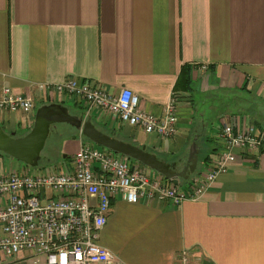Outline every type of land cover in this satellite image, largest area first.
<instances>
[{
	"label": "crops",
	"instance_id": "0c3cea01",
	"mask_svg": "<svg viewBox=\"0 0 264 264\" xmlns=\"http://www.w3.org/2000/svg\"><path fill=\"white\" fill-rule=\"evenodd\" d=\"M185 65L191 90L177 92ZM70 79L112 95L128 88L140 109L156 117L174 101L179 134L164 140L97 110L88 115L85 102L42 88ZM2 85L35 107L28 115L0 112V125L11 134L31 130L39 107L73 103L71 114L146 146L179 171L197 139L198 175L222 149L223 120L238 118L242 131L264 128V0H0ZM233 96L239 108L257 106L262 120L225 109ZM72 129L58 133L65 167L88 144ZM13 169L0 156V174ZM178 185L186 190L188 183ZM107 219L100 244L124 264H183L184 253L186 264H264V145L257 153L238 152L198 200L177 207L131 204L122 194L112 200ZM42 262L28 254L15 260L0 255V264Z\"/></svg>",
	"mask_w": 264,
	"mask_h": 264
},
{
	"label": "built area",
	"instance_id": "2783aa9c",
	"mask_svg": "<svg viewBox=\"0 0 264 264\" xmlns=\"http://www.w3.org/2000/svg\"><path fill=\"white\" fill-rule=\"evenodd\" d=\"M201 69L206 73L208 66ZM42 88L85 102L88 115L97 110L103 118H117L164 140L179 134L174 101L164 117H156L140 109L139 97L128 88L112 95L77 79ZM34 109L31 99L0 86L1 113L28 115ZM239 127L238 118L222 121V149L188 180L186 190L140 163L132 165L126 156L89 143L70 157L67 167L33 170L25 165L0 174V255L15 260L28 254L37 263L43 258L40 264H124L99 241L112 200L124 194L131 204L168 201L177 207L200 199L227 173L238 152L257 153L263 147V132L256 125L245 131ZM183 257L186 264L187 253Z\"/></svg>",
	"mask_w": 264,
	"mask_h": 264
},
{
	"label": "water",
	"instance_id": "95a60500",
	"mask_svg": "<svg viewBox=\"0 0 264 264\" xmlns=\"http://www.w3.org/2000/svg\"><path fill=\"white\" fill-rule=\"evenodd\" d=\"M58 124L71 126L91 143L146 166L174 185H178L180 180H189L198 170L200 150L197 139L190 147L186 166L179 171L175 164L160 159L157 154L147 150L146 146H136L125 142L117 138L115 132L104 133L90 120L84 121L82 116L71 114L69 108L62 104L39 107L36 110L33 128L24 136L17 137L13 133L9 134L0 125V153L28 167L39 168L43 163L42 152L53 128Z\"/></svg>",
	"mask_w": 264,
	"mask_h": 264
},
{
	"label": "rangeland",
	"instance_id": "374dc122",
	"mask_svg": "<svg viewBox=\"0 0 264 264\" xmlns=\"http://www.w3.org/2000/svg\"><path fill=\"white\" fill-rule=\"evenodd\" d=\"M231 101H229L230 103L228 104L227 107H225V109H228L230 112H234V113H239L240 115L243 114H247L248 116L261 121L262 120V112L259 111V109L257 108V106L255 107H251V105H247L245 104V106H243V108H239L240 107V102L236 103V99L233 97H231ZM245 99L247 98L248 100H251V98H248L247 96L244 97ZM253 99V98H252ZM239 101V100H238ZM253 102L255 100H252ZM66 107H71L70 112L73 113L74 110H72L74 107L73 103L71 104H65ZM204 106V104H202V106H200L201 108ZM36 112V111H35ZM35 115V114H34ZM216 113L213 112L211 114V117L215 116ZM1 124V121H0ZM66 128L67 131H73L72 127L68 126V125H64V124H58L56 127L53 128L51 136L49 137L46 146L42 152V158H43V163L41 164V166L39 168L44 167L46 170H50V169H55L57 166H66L67 165V161L66 159L63 158V155L61 154L60 150H61V144L63 141V137H61L60 135L58 136V133H61L62 130H64ZM7 132H9V130L7 129ZM30 130L28 129H17L15 134L17 135V137H21L26 135L27 133H29ZM95 145V144H93ZM97 148H100L99 146L95 145ZM204 155V153L202 154ZM6 160H10V162H12L14 164V168L19 170L23 167H25V165L23 163H20L17 160H14L13 158L4 155L3 156ZM131 162H133V160H131ZM33 170H36L37 168H31Z\"/></svg>",
	"mask_w": 264,
	"mask_h": 264
},
{
	"label": "trees",
	"instance_id": "16d2710c",
	"mask_svg": "<svg viewBox=\"0 0 264 264\" xmlns=\"http://www.w3.org/2000/svg\"><path fill=\"white\" fill-rule=\"evenodd\" d=\"M191 67L189 66V65H185L183 68H182V72H181V75H180V78H179V81H178V83H177V92L178 91H181V90H186V91H189V90H191V86H190V84H191ZM261 129V131L263 132L264 131V128H260ZM101 131H103L104 133H107V134H110V132L109 131H107V130H103V129H101ZM7 133H9V132H7ZM9 134H11V133H9ZM16 135V134H15ZM17 136V135H16ZM116 137L117 138H119V139H121V140H123V141H126V140H124L123 138H121V137H119V136H117V134H116ZM83 140H84V142H86V143H89V144H93V143H91L88 139H86V138H84L83 137ZM126 142H128V141H126ZM129 143H131V142H129ZM133 145H136V144H134V143H132ZM0 156H4V154H2V153H0ZM209 162V160H208V158H206L205 160H204V164L205 163H208ZM42 168H44V167H42ZM188 181H186V183H187Z\"/></svg>",
	"mask_w": 264,
	"mask_h": 264
}]
</instances>
